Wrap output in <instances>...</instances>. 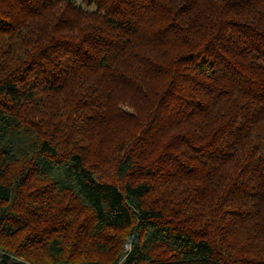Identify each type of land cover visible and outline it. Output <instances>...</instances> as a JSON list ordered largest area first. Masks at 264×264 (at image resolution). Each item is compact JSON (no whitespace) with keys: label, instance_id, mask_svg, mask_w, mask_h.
Segmentation results:
<instances>
[{"label":"trees","instance_id":"obj_1","mask_svg":"<svg viewBox=\"0 0 264 264\" xmlns=\"http://www.w3.org/2000/svg\"><path fill=\"white\" fill-rule=\"evenodd\" d=\"M0 264H264V0H0Z\"/></svg>","mask_w":264,"mask_h":264},{"label":"rangeland","instance_id":"obj_2","mask_svg":"<svg viewBox=\"0 0 264 264\" xmlns=\"http://www.w3.org/2000/svg\"><path fill=\"white\" fill-rule=\"evenodd\" d=\"M77 5H79L85 11H92V8H86L83 5H80L79 3H77Z\"/></svg>","mask_w":264,"mask_h":264}]
</instances>
